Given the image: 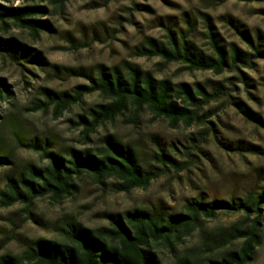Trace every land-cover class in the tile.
Returning <instances> with one entry per match:
<instances>
[{"label": "rangeland", "instance_id": "1", "mask_svg": "<svg viewBox=\"0 0 264 264\" xmlns=\"http://www.w3.org/2000/svg\"><path fill=\"white\" fill-rule=\"evenodd\" d=\"M23 3L22 0H0V5L6 7ZM184 13L195 19L193 39L204 51H211L204 14L226 48L234 44L254 53L238 29L248 31L264 48V0H69L62 8L49 6V12L40 16L49 21L52 30L41 32L38 37L14 26L7 31L0 26V37L17 39L45 60V65L26 60L19 64L0 54V78L12 91L9 100L0 101V124L15 117L26 133L55 138L63 146L93 151L105 146L104 137L112 135L131 144L145 163L150 162L158 141L165 145L212 127L195 151L197 156L193 163H188L183 170L167 168L147 189L116 192L83 175L76 196L61 204L49 197L38 198L31 206L30 219L20 203L0 206V254L21 252L23 239L60 238V227L66 215H73L87 228L97 229L108 225L107 213L124 214L154 205H162L167 212L174 213L181 211L190 198H226L252 183L264 186V58L253 59L254 68L240 65L238 70L230 69L216 75L212 71L190 72L181 63L165 64L159 57L135 54V47L147 36L166 40L164 28L157 25L159 18L167 21V16H171L174 20ZM125 62L138 65L156 78H169L192 87L207 80L222 81L230 88L234 99L252 112L251 116L235 104L213 101L204 108V111L210 108L216 111L210 118L213 125L196 124L187 128L180 124L172 128L168 120L155 118L146 109L136 119L127 111L114 122L99 127L90 140L84 142L78 121L81 115L88 117L95 104L104 102L100 94L86 95L80 105L65 110L60 116L55 115L53 108L34 110L37 103L45 100L44 88L73 93L76 86L89 84L82 76H51L52 65L95 71L98 65L110 68ZM230 77L237 78L232 81L234 84L225 81ZM207 88L210 91V87ZM216 136L230 146L220 144ZM0 145L15 161L11 166L0 168L1 197L8 172L29 162L42 165L44 161L37 152L17 145L14 135L5 130L0 136ZM178 159L187 161L186 157L178 156ZM152 165L156 164L152 162ZM241 219V214L220 212L215 218L204 221L203 227L212 231ZM198 242V232H195L180 248L193 247ZM157 254L161 264H169L172 260L163 246L157 249ZM251 264H264V237Z\"/></svg>", "mask_w": 264, "mask_h": 264}, {"label": "trees", "instance_id": "2", "mask_svg": "<svg viewBox=\"0 0 264 264\" xmlns=\"http://www.w3.org/2000/svg\"><path fill=\"white\" fill-rule=\"evenodd\" d=\"M22 1L24 3L16 7L0 5V26L6 31L14 26L38 37L41 32L52 30L49 21L40 16L49 12V6L62 8L69 0ZM172 18L167 16V21L159 18L157 24L164 28L166 40L147 36L135 47L137 56L159 57L165 64L181 63L190 72L212 71L216 75L230 69L238 70L240 65L254 68L253 59L264 58L260 40L255 42L246 30L238 29L254 53L234 44L229 49L222 45L204 14L206 35L211 46V51L207 52L193 39L196 21L189 13ZM32 51L15 38L0 37V54L19 64L26 60L45 65L40 53ZM50 72L51 76L86 77L89 84L76 86L73 93L44 88L45 100L37 103L34 110L53 108L55 115L60 116L65 110L80 105L86 95L98 93L104 99V102L90 108L88 117L80 116L78 125L82 127L84 142H88L99 127L114 122L127 111L136 119L146 109L155 118L168 120L172 128L180 124L187 128L196 124L213 125L210 118L216 111L211 108L204 111L205 106L213 101L235 104L248 116L252 113L241 101L234 99L230 88L222 81L207 80L192 87L169 78H156L138 65L126 62L110 68L98 65L95 71L52 65ZM236 79L230 77L225 81L234 84L232 81ZM11 97L9 85L0 78V101ZM4 130L14 135L17 145L37 152L44 161L42 165L29 162L8 172L0 197V206L24 205L30 219L31 206L36 199L49 197L61 204L76 196L83 175L116 192L147 189L167 168L183 170L188 163H193L197 156L195 151L212 127L165 145L158 141L149 163L138 157L131 144L123 143L112 135L104 137L105 146L93 151L63 146L55 138L27 134L15 117L0 124V136ZM216 137L220 144L230 146ZM178 156L186 157L187 161H180ZM14 162L11 153L0 145V168ZM220 212L241 214L242 219L229 226L206 231L204 221L215 218ZM107 216L108 225L91 229L73 215H66L60 227V238L23 239L24 249L16 254H0V264H161L157 254L160 246L171 255L169 264H251L264 237V186L252 183L226 198H190L181 211L174 213L167 212L162 205H154L124 214L107 213ZM195 232H198V244L181 250L186 238Z\"/></svg>", "mask_w": 264, "mask_h": 264}]
</instances>
